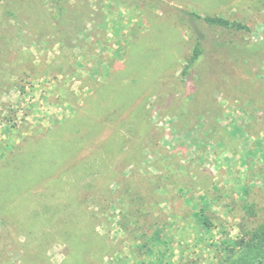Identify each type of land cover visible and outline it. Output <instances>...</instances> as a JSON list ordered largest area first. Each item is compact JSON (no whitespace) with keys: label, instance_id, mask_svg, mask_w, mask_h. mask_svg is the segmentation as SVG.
Returning a JSON list of instances; mask_svg holds the SVG:
<instances>
[{"label":"rangeland","instance_id":"374dc122","mask_svg":"<svg viewBox=\"0 0 264 264\" xmlns=\"http://www.w3.org/2000/svg\"><path fill=\"white\" fill-rule=\"evenodd\" d=\"M156 4L183 19L191 11L218 15L250 31L208 30L188 21L197 34L204 32V60L213 66L201 71L204 87L197 88L202 84L197 77L188 78L186 90L194 94L191 105H184L186 92L181 96L177 91V78L167 73L172 67L165 62L160 77L166 76L171 87L156 94L153 86L146 89L118 121L103 125L104 117L117 111L92 114L87 102L96 82L108 80L103 58L115 62L119 57L122 63L125 52L144 51L149 38L154 40L152 27L170 31V17L159 20L152 16V5L131 7L118 0H0V53H6V59L0 58V186L11 175L17 180L18 168L26 165L32 176L0 209V264H22L24 254L37 264H100L101 259H114L117 225L126 226L121 199L128 204L132 189L142 198L151 191L161 194L157 212L172 210L166 217L158 216L165 219L164 228L156 230L158 239L170 232L172 240L155 249V259L214 264L216 255L242 239V226L254 229L264 220V110L255 103H264V0ZM138 24L141 38L129 34ZM181 41L175 64L185 65L194 40L186 36ZM26 51L28 66L20 67L15 57ZM126 83L125 90H132L135 81L126 76ZM193 83L196 90L191 91ZM202 92L217 102L215 120L197 112ZM105 96L107 102L112 100ZM46 145L52 147L47 151ZM27 146L41 151L46 161H56L54 169L45 171L46 162L37 163L35 154L21 167L20 162L10 163V168L4 163ZM129 185L132 189L126 188ZM106 190L117 199L114 205L107 202ZM180 193L194 198L182 201ZM27 200L31 203L26 211L35 212L38 220L26 229L17 215ZM186 203L202 211L187 216ZM186 218L189 232L180 233V221ZM91 224L109 250L96 253L93 247L88 255L80 251L76 230L85 235ZM28 231L30 236L23 237ZM181 239L186 244L178 242ZM38 252L41 256H35Z\"/></svg>","mask_w":264,"mask_h":264},{"label":"trees","instance_id":"16d2710c","mask_svg":"<svg viewBox=\"0 0 264 264\" xmlns=\"http://www.w3.org/2000/svg\"><path fill=\"white\" fill-rule=\"evenodd\" d=\"M118 1H121L124 4L128 3L129 5H131V7H135L136 5H146L148 6L146 7L147 9L150 7V5H152V7H154V10H156V13L152 15L154 18L162 20V15H168V17H170L169 21H167V26L169 27L170 31L166 32V29L156 27L158 29L157 31L155 27H152L153 29L151 30L150 34L155 33L156 36H153L154 40L152 42L149 38L150 45L145 47L144 51L142 52L134 51L131 53L130 51V55L128 54V52H125L123 57L124 61L122 63L116 61H109L107 58H104L106 60V65H108L106 70V73L108 74V80L106 81V83L96 82L94 86L96 88V91H94L91 97L87 99L88 104L90 103V105L92 106V109L90 111V113L92 114L98 112V110L101 111L102 109H104V111L106 110V112L107 109H112V112L117 111V113L113 116H105L103 125L118 121L123 115V113H125L126 109H129L133 105L135 100L138 99L139 95H141V92H145L146 89L150 90L153 86L152 94H156L157 92L163 91V88H166L170 84L169 79H166V76L163 78L160 77L161 72H163V69L161 70V68L164 67L163 64L165 62L167 65L170 64L171 66L172 61L176 58V56L181 50L179 43H182L183 41L181 40L185 39L186 36L189 37L190 40H194L193 46L191 48V55L188 57L185 65H182L181 63L175 64L176 67H172L169 71L167 69V73L169 72L170 74H172V78H177L175 88L179 89L177 91L181 93V96L183 92H186L184 101L182 99L184 105H191V101L193 102L194 99V94L186 90L187 88L189 89L188 86L190 84L188 78L190 76L197 77V81L203 84V86L202 84L198 85L197 88L204 87L206 85V82L203 77L205 78V76L201 75V71L206 72L208 66L209 70L213 66H211L210 63H207V61L204 60V32H199L197 34L188 21L196 22L199 24L200 27H204L208 30L223 29L238 32L250 31V28L247 27V25L242 24L240 22L230 21L229 19L218 15L201 16L195 13L194 11H191L185 13V19H183L179 17L176 13L171 11L172 9L170 11L166 10V6L158 5L157 7L156 0ZM150 13L151 11H146L147 25L149 27L153 25L148 20ZM139 31L140 25L138 24V27H134L129 34L134 36V34L137 33V36L141 38L142 35H140ZM146 35L149 37L148 33H146ZM220 44L221 43H219V45ZM160 46H165V48H161ZM172 50L173 52L174 50H177V52L172 53ZM162 52H164L163 58L161 55ZM126 76L128 78H132V80L135 81L134 86L132 85L133 88L130 86L132 90H125V86L128 85V83L125 84ZM193 86L191 88V91L196 90V84L193 83ZM99 89L101 90L100 98H97V96L99 95ZM105 95H109L108 100L112 97V100L108 102L107 100H104L106 99ZM200 95L201 100L197 101V112H199L201 115H205L206 119H212L213 117L215 118V113H217L215 105L217 104V102L214 99L209 98L208 94L205 95V92H202ZM261 97L264 98V94H262ZM255 103L260 104L259 107L264 110V103L263 107L260 100L255 101ZM141 113L146 115V111L144 109L141 110ZM142 114L140 116H142ZM91 115L89 117H91ZM81 126L79 129L82 128ZM100 128H103V126L99 127L98 130ZM98 130H96V133H98ZM80 134L89 133L87 131H81ZM48 142V140L43 141L44 144H47ZM54 142H56V140H52L50 143L53 144ZM46 147V150L48 151V149L52 146L46 145ZM34 154L37 157V163L41 164L44 161L46 162L44 167L45 171H51V169H54L56 161H52V159L46 161L47 157L44 156L41 151H38V149H29L28 146L25 147L24 151L20 153V155H13L10 157V159H6L4 163L9 165L10 168V163L20 162L19 167H21L24 162L29 161V158L31 157L30 155ZM27 167L28 165H26L25 168H18L20 169V172L18 171L19 178L17 180H14L12 178L13 176L11 175L10 178L7 179L4 184L0 186V209H2L3 207H7L8 204L11 202L13 194L12 191L17 186L26 187L28 185L29 179L32 178V176H29V167ZM156 184L158 185V183ZM130 186L131 185L127 186L126 188H131ZM133 188L135 189V187ZM154 189L156 190L157 187H155ZM106 192L108 193L105 195L107 202L111 205H114L116 202V198L112 197L109 191L106 190ZM130 192H133L134 195L132 196V198H130V200H128V204L123 202L120 198L122 203L121 213L123 219L126 220V226H128L129 223L133 222L138 226H145L149 230L150 222L152 223L155 221L154 216L151 212V210L154 209L152 207H155L158 211L157 205L163 202V197L159 193L155 196V194H152V191L149 192L143 198L141 197V195H139L137 191L133 189L132 191L130 190ZM29 203L31 202L28 200L24 202L21 206L22 211L19 213V215H17L19 218H21V221L23 222L22 227L26 229L33 227L38 220V218L34 216L35 212L26 211V208L30 206ZM155 218H158V220L160 219L157 216ZM10 222L13 224L12 220H10ZM201 224L204 226L205 223L202 222ZM241 228L243 232L242 239H240V241L236 243L233 249H226L224 251V254L216 255L217 260L214 264H264V220L261 221L260 224H258L254 229L245 230L243 226ZM76 231L77 233L75 235V238L78 240V244H80L81 246L80 251H82V253H87V255L89 253H92V251H94L93 247H96V253H102L106 250H109L110 247L107 246V240L95 232L93 224H91V228L87 230L85 235H80V232H82V230L80 232L79 230ZM24 236L28 238L30 236V231L24 233L23 237ZM17 244H20L21 246L24 245L23 243L18 242ZM35 256H41V252H38ZM28 258L29 257H26L24 254L22 264H37L34 259Z\"/></svg>","mask_w":264,"mask_h":264},{"label":"crops","instance_id":"0c3cea01","mask_svg":"<svg viewBox=\"0 0 264 264\" xmlns=\"http://www.w3.org/2000/svg\"><path fill=\"white\" fill-rule=\"evenodd\" d=\"M70 4L71 5H69V6H73L74 3L73 4L70 3ZM40 40H43L42 44H44V42H45L44 37L41 38ZM4 43H5V41H4ZM53 44H54V42H53ZM40 49H42V48H40ZM53 49H55V47H53L52 50ZM42 51H41L42 54H44V47H43ZM5 54H6L5 52L0 53V58L6 59ZM28 56H29V53H27V51H26V53L22 52L21 55H19V57L18 56L15 57L16 59H18V65L20 67H23V65L28 66L27 65L29 63ZM123 56H124V54H123ZM43 58H42V65H45L46 63H45ZM175 59L172 61V64L170 67H176L175 66V62H176ZM53 60H52V62L55 63L56 60L55 61H53ZM9 61H13V59L9 58ZM116 62H119V57L117 58ZM3 70L5 71V69H3ZM41 70L44 71V68H42ZM2 86H4V85H2ZM191 196L193 197V195H190L188 193H186L185 195H183V193H180L179 198H180V200L182 199V201H184L185 199H187V200L189 198L192 199ZM174 198L178 199V197H174ZM189 204L190 203H186V205L184 206L185 212L188 211L187 216H188L189 212L196 214L197 212L202 211L199 206L192 208V207H189ZM229 206L231 208V204H229ZM171 211L172 210L170 207L167 210L161 209L160 212H157L156 208L151 210L155 221L152 223L150 222L149 230L145 226H142L143 227L142 228L141 226H138L133 222L129 223L128 226L123 225V226H125V229H123V227H121L120 225H117V228H116L117 252L114 253V255H115L114 257L116 259L115 258L114 259H101L100 264H178L177 259H155L156 258L155 257L156 256L155 249L161 248V247H166L168 245V243L172 240V239L169 240V237L171 235L170 232L164 233V235L161 234V237L158 239V236L156 235V230L158 228H161V229L164 228L165 219L160 217V219L158 220V218H155V217L156 216L158 217L159 215H163L164 217H166V216L171 214ZM161 212H164V213L161 214ZM173 212H176V211H173ZM183 221H180V233L184 232V234H188L190 222H189L188 218L185 219L184 224H183ZM196 227H198V225H196ZM192 230L195 232L194 229H192ZM112 236H113V234H112ZM193 237L196 239L198 238V236L196 234H194ZM178 242H180L183 245L186 244L184 241H182V239ZM120 252H122V255L120 254ZM178 260H179L180 264H188V263H186L185 260L184 261H182V259H178ZM189 260H192L190 262V264L195 263L193 261L195 259H189ZM187 262H188V260H187Z\"/></svg>","mask_w":264,"mask_h":264}]
</instances>
